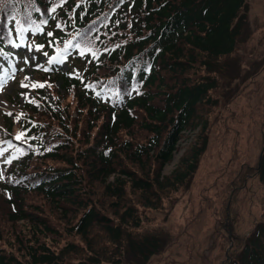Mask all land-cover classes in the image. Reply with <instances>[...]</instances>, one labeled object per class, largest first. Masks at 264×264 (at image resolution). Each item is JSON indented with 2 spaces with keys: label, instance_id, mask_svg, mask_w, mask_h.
Returning a JSON list of instances; mask_svg holds the SVG:
<instances>
[{
  "label": "trees",
  "instance_id": "trees-1",
  "mask_svg": "<svg viewBox=\"0 0 264 264\" xmlns=\"http://www.w3.org/2000/svg\"><path fill=\"white\" fill-rule=\"evenodd\" d=\"M247 11L246 0H0V52L34 42L72 71L61 92L51 83L59 76H41L18 117L23 141L11 120L0 127L17 151L0 175V264H149L164 251L168 232L144 219L172 210L198 168L204 113ZM196 128L162 176L181 133ZM241 167L225 188L223 262L264 264V202L245 228L237 208L245 178L264 184V152Z\"/></svg>",
  "mask_w": 264,
  "mask_h": 264
},
{
  "label": "rangeland",
  "instance_id": "rangeland-1",
  "mask_svg": "<svg viewBox=\"0 0 264 264\" xmlns=\"http://www.w3.org/2000/svg\"><path fill=\"white\" fill-rule=\"evenodd\" d=\"M246 4L247 28L225 62L226 80L211 95L216 102L214 107L204 113L208 121L207 147L198 168L173 197L177 202L172 210L151 212L150 218L144 219L146 226H160L169 234L164 251L149 264H224L223 257L230 251L225 232L218 233L228 197L226 185L242 165L255 166L264 152V0H246ZM50 61L39 53L34 42L0 54V126L10 120L17 122L19 109L32 100L37 90H42L33 87L42 85V75L59 76L51 83L60 92L62 77L72 78V71L58 54ZM48 94L44 91L42 96L52 102ZM51 107L57 111L54 103ZM12 131L19 137L17 124ZM197 134V128L182 134L178 150L164 166L162 176L177 167ZM14 153L0 143V174ZM245 171L241 173L243 177ZM238 190L240 227L245 228L254 219H261L264 184L251 176Z\"/></svg>",
  "mask_w": 264,
  "mask_h": 264
},
{
  "label": "snow or ice",
  "instance_id": "snow-or-ice-1",
  "mask_svg": "<svg viewBox=\"0 0 264 264\" xmlns=\"http://www.w3.org/2000/svg\"><path fill=\"white\" fill-rule=\"evenodd\" d=\"M54 10V9H53ZM51 62V61H50ZM22 86H25L27 87V85H22ZM44 85H33V87H43ZM19 139V137H17Z\"/></svg>",
  "mask_w": 264,
  "mask_h": 264
}]
</instances>
